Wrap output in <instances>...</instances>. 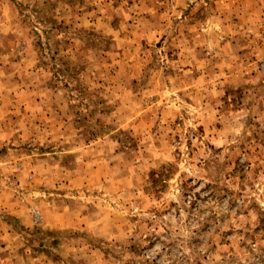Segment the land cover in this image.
I'll return each mask as SVG.
<instances>
[{
	"label": "rangeland",
	"instance_id": "374dc122",
	"mask_svg": "<svg viewBox=\"0 0 264 264\" xmlns=\"http://www.w3.org/2000/svg\"><path fill=\"white\" fill-rule=\"evenodd\" d=\"M0 204V264H264V0H0Z\"/></svg>",
	"mask_w": 264,
	"mask_h": 264
},
{
	"label": "crops",
	"instance_id": "0c3cea01",
	"mask_svg": "<svg viewBox=\"0 0 264 264\" xmlns=\"http://www.w3.org/2000/svg\"><path fill=\"white\" fill-rule=\"evenodd\" d=\"M3 209H5L3 207L2 204H0V214H2L4 211ZM10 209V210H9ZM10 211V213L13 216V213H18L19 216V212L16 211V208H8L7 212ZM17 216V217H18ZM14 221H12L13 223H11L10 221H4L0 220V261L3 260L4 257L3 254H5L6 257H8V253H11L12 248L11 246L14 243V227L15 225H17V221H15V217L12 218ZM17 220V219H16Z\"/></svg>",
	"mask_w": 264,
	"mask_h": 264
}]
</instances>
